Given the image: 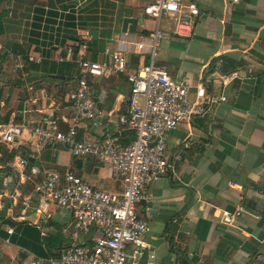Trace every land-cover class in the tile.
Here are the masks:
<instances>
[{
  "label": "crops",
  "instance_id": "0c3cea01",
  "mask_svg": "<svg viewBox=\"0 0 264 264\" xmlns=\"http://www.w3.org/2000/svg\"><path fill=\"white\" fill-rule=\"evenodd\" d=\"M43 1L0 0V10L7 9L6 15L0 14L4 15L0 43L8 49L20 46L24 53L12 50L23 57H38L36 61L25 59L22 69L13 72L11 61L0 53V122L44 125L55 119L65 130L61 116H68L66 94L74 84V79L65 77L78 68L73 61L57 58L74 45L84 56L90 55L85 42L65 40L56 45L49 40L46 44L32 41L33 8ZM191 1L197 5V14L180 20L170 13L160 19L166 37L157 49L155 63L172 77L186 80L191 85V99L200 84L208 93L226 99L212 104L206 115L195 116L165 134L170 168L147 187L148 200L136 205L138 216L148 223L144 235L148 248L138 256L137 264H264V0ZM114 2L109 37L96 30L99 52L94 60L109 62V53L120 50L127 70L132 71L148 61L149 51L146 47L139 50L129 41L146 36L144 32L153 31L156 22L143 12L147 0ZM123 17L137 19L134 33L121 32ZM50 32L54 34V30ZM78 33L86 40L88 32ZM121 40L126 44H120ZM42 52L49 54L45 57ZM45 59L49 63L43 64ZM65 62L73 63L74 68L62 66L60 70ZM52 66L64 75L50 73L44 78ZM232 72L236 77L229 79ZM89 80L105 117L100 128L82 121L77 127L80 137L114 130L130 91L124 74L106 70ZM29 149L25 141L18 147L0 142L1 264L13 257L56 255L97 235L95 231L75 235L72 211L45 201L34 191L48 171L71 170L93 187L110 192L123 189L107 165L86 157L87 163L78 168L76 161L85 158L73 157L60 145L28 157L23 170L13 168L16 156H27ZM226 215L233 220H226ZM6 218L14 223L11 234L3 224Z\"/></svg>",
  "mask_w": 264,
  "mask_h": 264
},
{
  "label": "built area",
  "instance_id": "2783aa9c",
  "mask_svg": "<svg viewBox=\"0 0 264 264\" xmlns=\"http://www.w3.org/2000/svg\"><path fill=\"white\" fill-rule=\"evenodd\" d=\"M184 1L147 0L143 12L155 20L156 26L140 40L129 41L137 49L146 47L149 51L148 61L132 71L127 70L125 54L120 50L110 52L109 62L101 63L78 52L75 45L66 48L64 56L57 60L73 61L78 77L66 94L68 116H61L65 130L55 119L44 125L0 122V142L18 147L25 141L30 147L27 156L18 155L11 163L19 171L29 163L28 157L34 158L47 147L60 145L75 158L93 157L107 165L112 176L123 183L120 192H110L91 186L71 170L48 171L34 191L45 201L72 211L75 235L86 236L91 231L97 235L90 241L65 247L56 255L13 257L6 264H137L138 256L148 248L144 240L148 223L138 216L136 205L148 200L147 187L170 168L165 134L195 116L206 115L212 104L226 99L224 95L208 93L204 84L196 87L195 98L191 99V85L172 77L165 67L155 63L157 49L166 37L159 27L160 19L171 13L184 20L189 14L198 13L195 2ZM0 53L11 61L13 72L22 69L25 59H38L31 54L23 57L1 43ZM106 70L126 76L130 91L125 110L116 116L114 130H104L100 136L80 137L77 127L82 121L92 128H100L104 123L105 113L93 96L89 77L102 75ZM227 77L235 78L236 72ZM125 132L133 133L126 142ZM226 220L232 221L233 216L226 215ZM6 232L11 234L12 227L6 226Z\"/></svg>",
  "mask_w": 264,
  "mask_h": 264
},
{
  "label": "trees",
  "instance_id": "16d2710c",
  "mask_svg": "<svg viewBox=\"0 0 264 264\" xmlns=\"http://www.w3.org/2000/svg\"><path fill=\"white\" fill-rule=\"evenodd\" d=\"M115 2L114 0H44L42 4L34 5V17L32 22L31 39L36 43L46 44V40L53 41L56 45H63L65 40H73L80 44L86 43V51L90 58L94 60L99 52V39L92 40L89 34H86V40H83L78 30L88 32L97 30L109 37L113 22ZM6 15L7 9L0 10V14ZM4 15H0V35L4 32ZM51 31L54 30V34ZM148 34V32H144ZM13 50L24 51L18 45H11ZM53 47L51 49H54ZM47 57L49 52H42ZM43 64L49 63L47 59ZM51 63V62H50ZM54 66V65H53ZM46 72L43 77L46 78L50 73L63 74L62 71H56L55 67ZM62 66L72 69L73 63H61ZM78 71L66 75L65 80L77 79ZM64 80V81H65ZM56 94V86L52 87ZM63 94V92H61ZM132 132H125L123 141L126 142L132 137ZM15 153V152H14ZM84 180V179H83Z\"/></svg>",
  "mask_w": 264,
  "mask_h": 264
},
{
  "label": "water",
  "instance_id": "95a60500",
  "mask_svg": "<svg viewBox=\"0 0 264 264\" xmlns=\"http://www.w3.org/2000/svg\"><path fill=\"white\" fill-rule=\"evenodd\" d=\"M137 19L134 17H123L121 21V32L123 33H134L135 31V25H136ZM88 34L91 36L92 40H95L97 38V31L96 30H89ZM51 77L54 78H64L63 76L60 75H50ZM154 144V143H152ZM87 163V159L83 160H77L76 165L78 168H80L82 165ZM3 224H6L8 226H13V221L10 219H4Z\"/></svg>",
  "mask_w": 264,
  "mask_h": 264
},
{
  "label": "rangeland",
  "instance_id": "374dc122",
  "mask_svg": "<svg viewBox=\"0 0 264 264\" xmlns=\"http://www.w3.org/2000/svg\"><path fill=\"white\" fill-rule=\"evenodd\" d=\"M122 14H123V12H122V11H120V13H119V16L121 17V16H122Z\"/></svg>",
  "mask_w": 264,
  "mask_h": 264
}]
</instances>
